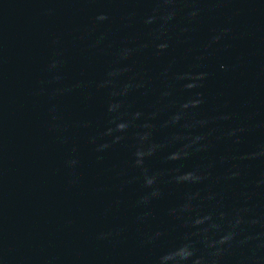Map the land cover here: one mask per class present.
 Here are the masks:
<instances>
[{
    "label": "water",
    "instance_id": "obj_1",
    "mask_svg": "<svg viewBox=\"0 0 264 264\" xmlns=\"http://www.w3.org/2000/svg\"><path fill=\"white\" fill-rule=\"evenodd\" d=\"M0 264H264V0H0Z\"/></svg>",
    "mask_w": 264,
    "mask_h": 264
}]
</instances>
